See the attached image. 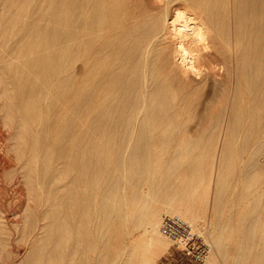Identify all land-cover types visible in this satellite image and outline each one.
Returning a JSON list of instances; mask_svg holds the SVG:
<instances>
[{
	"label": "bare ground",
	"instance_id": "1",
	"mask_svg": "<svg viewBox=\"0 0 264 264\" xmlns=\"http://www.w3.org/2000/svg\"><path fill=\"white\" fill-rule=\"evenodd\" d=\"M164 215L204 264H264V0H0V232L22 264H155Z\"/></svg>",
	"mask_w": 264,
	"mask_h": 264
},
{
	"label": "rangeland",
	"instance_id": "2",
	"mask_svg": "<svg viewBox=\"0 0 264 264\" xmlns=\"http://www.w3.org/2000/svg\"><path fill=\"white\" fill-rule=\"evenodd\" d=\"M218 67L219 66L217 65L213 69H211V70L207 69L205 71L208 78L206 80V83L205 84L203 83L204 85L202 84V88H204V91L206 89V90H208L207 92H210L211 90H215L216 87H217L216 89L219 88L217 86V84H218L217 81H219L221 79L220 73L223 71V69H220V67L218 69ZM222 74H223V72H222ZM157 141H158V138H151L148 140V143L151 142L153 144H157ZM153 157L154 156L152 154V158ZM130 197H131V193H130V190H128V192L125 195V198L127 199ZM0 237L2 240H4V246L6 249L3 252L4 254H2L3 255L2 256V259H3L2 264L6 263V262L10 264L11 260H12L11 264H22L23 261L26 262L27 259L25 260V258H27V256L25 257V252L30 250L31 244H28V243L26 244L22 240H19V236L16 234V232H13V233L10 232L8 237L5 235V233L0 232ZM6 237L8 238V240H5ZM101 252H102V249L99 248V255ZM15 254H17V256ZM26 255H28V253ZM6 257H9L10 259L8 258L9 260L7 261ZM4 261H6V262H4ZM155 261H156L155 264H196L193 261H191V259L188 256H186L185 253H183L179 248H176L175 246H173L171 242H169V245L167 247H165L160 252V255L158 257H156ZM24 264H29V263H24ZM197 264H199V263H197ZM202 264H204V263H202Z\"/></svg>",
	"mask_w": 264,
	"mask_h": 264
},
{
	"label": "built area",
	"instance_id": "3",
	"mask_svg": "<svg viewBox=\"0 0 264 264\" xmlns=\"http://www.w3.org/2000/svg\"><path fill=\"white\" fill-rule=\"evenodd\" d=\"M162 217L160 232L175 243V247L185 253L191 261L202 264L210 251L205 236L178 215Z\"/></svg>",
	"mask_w": 264,
	"mask_h": 264
}]
</instances>
